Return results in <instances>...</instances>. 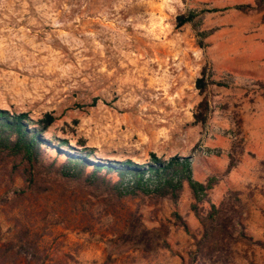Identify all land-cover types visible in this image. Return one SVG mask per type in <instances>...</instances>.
Here are the masks:
<instances>
[{"label": "rangeland", "instance_id": "374dc122", "mask_svg": "<svg viewBox=\"0 0 264 264\" xmlns=\"http://www.w3.org/2000/svg\"><path fill=\"white\" fill-rule=\"evenodd\" d=\"M254 1L0 0V107L51 112L48 136L102 157L191 156L195 179L215 177L213 203L238 191L230 203L252 240L229 238V264H264V2L235 8ZM203 68L224 85L200 94ZM10 187L1 168L0 247L14 255L26 231L41 253L20 251L22 264H182L194 248L167 199L113 206L53 189L15 201ZM190 202L185 188L178 210L198 232Z\"/></svg>", "mask_w": 264, "mask_h": 264}, {"label": "trees", "instance_id": "16d2710c", "mask_svg": "<svg viewBox=\"0 0 264 264\" xmlns=\"http://www.w3.org/2000/svg\"><path fill=\"white\" fill-rule=\"evenodd\" d=\"M262 2L264 0H255L253 5L238 4L235 8H258ZM193 19L194 14L191 12L180 14L176 19V27ZM206 83L224 85L220 81H213L209 71L206 74L203 68L195 83L200 94ZM261 85L264 88V84ZM207 108V100L202 98L194 113L196 122L204 121ZM54 121L55 116L51 112L33 119L27 112L0 107V169L7 170L15 201L53 189H58L61 194L65 191L88 194L113 206H121L127 199H167L173 206L171 215L174 224L193 239L194 248L188 252L187 259L181 258L182 264H229V238L237 233L241 240H252L243 223L235 218L236 211L230 203L231 199L238 201V191L228 189L229 198L225 196L218 204L213 203L211 190L215 177H207L204 181L195 179L191 156L173 155L164 159L151 153L149 160L144 163L130 158L102 157L96 154L95 147L85 146L83 141L77 140L76 145H71L67 138L48 136L47 132ZM16 178L21 180L19 184ZM185 188L191 199L190 210L200 222L198 232L190 230L178 210V202ZM20 239V251L39 260L41 253L28 239L26 231L22 232ZM20 251L9 255L6 248L0 247V264H22L16 260ZM68 259L73 260L67 254L56 264H68ZM72 262L77 264L75 260Z\"/></svg>", "mask_w": 264, "mask_h": 264}]
</instances>
